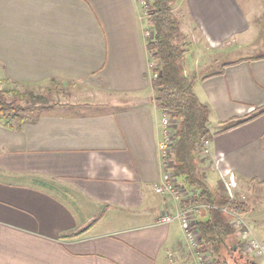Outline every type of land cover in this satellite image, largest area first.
I'll return each instance as SVG.
<instances>
[{
	"label": "crops",
	"instance_id": "obj_1",
	"mask_svg": "<svg viewBox=\"0 0 264 264\" xmlns=\"http://www.w3.org/2000/svg\"><path fill=\"white\" fill-rule=\"evenodd\" d=\"M173 12L191 37L185 75L196 77L211 132L264 105V53L233 56L264 44V0H176ZM145 16L138 0H0V83L55 78L104 95L96 111L55 113L64 107L55 105L18 127L0 123V264H199L179 221L160 219L208 191L196 217L204 242L203 211L229 198L225 172L237 181L233 215L264 243V200L252 192L264 187V113L213 134L207 154L199 143L191 168L175 161L186 199L155 191L163 114L153 102ZM220 209L241 241L232 212Z\"/></svg>",
	"mask_w": 264,
	"mask_h": 264
},
{
	"label": "trees",
	"instance_id": "obj_2",
	"mask_svg": "<svg viewBox=\"0 0 264 264\" xmlns=\"http://www.w3.org/2000/svg\"><path fill=\"white\" fill-rule=\"evenodd\" d=\"M176 0H153V12L148 22L153 27V38L147 40V50L152 52L151 58L159 62L158 76L152 78L151 84L155 91L153 102L162 113H169L175 121L174 141L171 148V157L174 161L186 162L189 168L192 154L197 145L211 139L213 134L227 131L248 122L264 113V105L242 116H237L219 123V129L214 133L207 124L209 109L201 103L193 91L195 76L187 77L184 70V58L188 52L189 44L182 45L184 40L180 31V21L173 12ZM53 85L42 93L31 90H20L19 82L5 81L12 84L11 88L0 89V123L7 127H18L28 121L36 120L50 106L55 105L52 95L59 92L60 86L68 82H62L55 78L48 79ZM24 103V104H23ZM53 103V104H52ZM40 105L39 110L31 111L29 116L21 113L31 107ZM193 163V162H192ZM174 173L179 175L180 166L174 163ZM190 181L189 177H185ZM192 183V181H190ZM223 190V186H222ZM210 201V193L205 190L193 192L190 198L184 202V206ZM218 208H208L203 211L206 221L199 224V230L205 245L209 246L216 263L224 264V252H231L233 247L242 245L235 240L234 230L227 220V214L220 207H226L230 212L236 213L240 205L234 199L224 194L219 195ZM252 261V260H250Z\"/></svg>",
	"mask_w": 264,
	"mask_h": 264
},
{
	"label": "built area",
	"instance_id": "obj_3",
	"mask_svg": "<svg viewBox=\"0 0 264 264\" xmlns=\"http://www.w3.org/2000/svg\"><path fill=\"white\" fill-rule=\"evenodd\" d=\"M139 3L144 6L146 0H138ZM150 27V26H148ZM145 30L144 36L147 40L153 38V30L149 29ZM148 69L151 72L152 78H156L158 76V71H154L159 67V62L152 59V52L148 51ZM174 127L175 121L172 119L169 113H165L161 118V140L158 143V151L160 155V162L162 167V181L159 185L155 187V191L159 194H169L175 200H184L186 199V190L185 187L177 181V176L173 171V160L171 158V148L174 141ZM204 152H207V141L203 142ZM227 178V180L225 179ZM222 178L224 180V185L228 192L229 198L232 199L233 194L231 189L236 185V179L231 172H225L222 174ZM205 207V204L195 203L188 206H180L176 210L175 214H167L161 217V223H168L172 219L176 218L179 221L180 227L186 237V239L198 250L197 260L199 264H215L207 253L206 248L204 247V243L199 239L197 232V221H196V212L199 208ZM234 218V225L240 231V236L244 242V246L248 251H251L255 256L261 255L263 253V247L258 242V240L253 236L249 227L244 224L243 220L231 214ZM242 242V243H243ZM264 264V263H263Z\"/></svg>",
	"mask_w": 264,
	"mask_h": 264
},
{
	"label": "rangeland",
	"instance_id": "obj_4",
	"mask_svg": "<svg viewBox=\"0 0 264 264\" xmlns=\"http://www.w3.org/2000/svg\"><path fill=\"white\" fill-rule=\"evenodd\" d=\"M152 2H153V0H146L145 5L143 6V10L145 11V15H146L145 16V18H146L145 19V26H146L145 30L147 29L148 26H150V27H148L149 29L153 30L152 25L148 22V18H149V16H151V14L153 12ZM255 20H257V19H255ZM255 24L257 25V21L256 22L254 21V25ZM145 30H144V33H145ZM190 40H191V37L189 38V37L186 36L184 38V40L180 41V43L182 45L189 44L187 41L190 42ZM231 44L233 45L234 43H231ZM253 47H254V45L252 46V48L249 47V48H246V49H242V48L233 49V50H235V52H234L235 54H233V56L254 55V54L264 53V44L261 47L257 48V49H254ZM188 48L191 49L190 44H189ZM215 68L217 69V63L215 65L210 66L208 69H211V71H213ZM188 72H189V70H188ZM12 86H13L12 84L0 83V89H5V88L7 89V88H11ZM51 87H53V85L50 83L49 80H46V81L33 83V84H22V85H19L18 89H20V90L27 89V90H31V91H33L35 93H42L47 88H51ZM59 90H60L59 92H55V90H54V93L52 95V101L54 103H56L55 105L64 106V107L63 108H57V107L53 108V107L50 106L52 108V110H50V111L55 112V113H67V112H69L71 110V108H73V109L79 108L78 110L86 109L88 111H96V108H95L96 106L95 105L93 106L92 103L93 102L96 103L97 101H101L100 99L103 100V98H104L103 97L104 96L103 93H101L100 91H90L88 86L81 85V84H78V83L68 82V83L64 84L63 86H60ZM105 98H107V97L105 96ZM110 99L112 101H117L118 102V98H115L113 96H111ZM97 104L101 105L100 103H97ZM55 105H52V106H55ZM71 105L73 107H71ZM66 106H69V107H66ZM98 107H100V110H102V111L103 110L104 111H109V110L112 109L110 107V105L106 106V108H105V106H102V107L98 106ZM39 108H40V105H36L35 107H31L30 109H28L27 111H24L21 114L23 116L24 115L25 116H27V115L29 116L31 111L39 110ZM73 109H72V111H73ZM97 110H99V109H97ZM207 126H208L209 129H211V126L209 124H207ZM206 154H207V152H206ZM172 160H173V167H174L175 161H174L173 158H172ZM173 171H174V169H173ZM225 179L227 180L226 177H225ZM236 185H237V181H236ZM213 186H216V182L213 184ZM236 188H237V186H236ZM252 192H253V194H256L254 196L259 201L264 200V187H257V190H253ZM201 208H199L197 210V212ZM197 212H196V217H197ZM241 217H242V220H243L244 224L250 227L249 222L247 221V219H245L244 216H241ZM249 229L252 232L253 236L261 244V246L263 247V250H264V243L262 241H260L255 236V234L252 231L251 227ZM236 239H239V237L236 238ZM239 241H240V239H239ZM241 241L243 242V240H241ZM203 243H204V247H202V249L205 248V242H203ZM241 245H242V247H241L242 250L238 251L239 253H235V252L234 253L233 252L232 253L231 252L227 253V252H224V260H225L224 264H234V263H238V262H239L238 264H241V263H243V260H246V261H249V262H251L250 260H252V261H255L256 264H263L264 263V251H263V253H261V255L254 257L253 253L251 251H248L245 248L244 242ZM240 256H242V258Z\"/></svg>",
	"mask_w": 264,
	"mask_h": 264
},
{
	"label": "flooded vegetation",
	"instance_id": "obj_5",
	"mask_svg": "<svg viewBox=\"0 0 264 264\" xmlns=\"http://www.w3.org/2000/svg\"><path fill=\"white\" fill-rule=\"evenodd\" d=\"M241 258H242V256H240ZM239 263V262H238ZM238 263H234V264H238ZM241 264H251V262H249V261H246V260H243V263H241Z\"/></svg>",
	"mask_w": 264,
	"mask_h": 264
},
{
	"label": "water",
	"instance_id": "obj_6",
	"mask_svg": "<svg viewBox=\"0 0 264 264\" xmlns=\"http://www.w3.org/2000/svg\"><path fill=\"white\" fill-rule=\"evenodd\" d=\"M251 264H256V262L255 261H251Z\"/></svg>",
	"mask_w": 264,
	"mask_h": 264
}]
</instances>
